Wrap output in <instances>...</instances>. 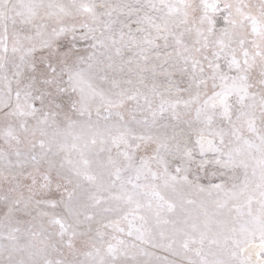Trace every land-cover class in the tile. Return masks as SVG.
Segmentation results:
<instances>
[{"label":"snow or ice","instance_id":"6c2138e0","mask_svg":"<svg viewBox=\"0 0 264 264\" xmlns=\"http://www.w3.org/2000/svg\"><path fill=\"white\" fill-rule=\"evenodd\" d=\"M0 264H264V0H0Z\"/></svg>","mask_w":264,"mask_h":264}]
</instances>
